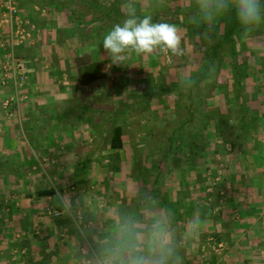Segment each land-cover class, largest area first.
Wrapping results in <instances>:
<instances>
[{"label": "crops", "instance_id": "obj_1", "mask_svg": "<svg viewBox=\"0 0 264 264\" xmlns=\"http://www.w3.org/2000/svg\"><path fill=\"white\" fill-rule=\"evenodd\" d=\"M15 1L29 35L11 49L9 29L0 26V64L11 50L24 63L26 98L18 106L9 105L6 112L1 100L11 84L0 81V264H124L128 256L125 239L130 242L136 231H144L147 240L157 221L171 233L182 264H198V253L203 258L210 251L213 264H264V87L224 89L218 104L222 123L208 119L206 132L201 134L192 114L199 105L189 101L186 108L172 101L174 95H163L166 103L173 102L168 109L174 112L175 125L189 122V129H178L175 142L186 141L179 152H166L167 146L160 152L143 149L144 142L139 140L148 136L130 135L129 139L121 126L123 146L106 147L114 159L111 191L126 188L133 193L144 183L138 174L151 170L152 159L159 160L152 182L146 185L147 195L126 216L120 212L123 204L118 199L113 200V209L99 215L98 142H107L105 131L111 123L105 116L113 121V115L125 110L128 116L133 103L127 92L123 98L112 93L114 102L123 99L119 107L98 101V82L102 84L105 78L83 84L78 65L104 61L98 29H111L118 23L112 19L120 15L111 9L118 6L125 14V0ZM152 4H166L175 13L193 7L185 17L200 9L198 0H170L169 4L135 0L136 12H150ZM260 6L263 9L264 0ZM2 11L0 6V17ZM155 55L132 58L159 60ZM223 93L229 96L224 99ZM186 109L191 111L188 119L182 117L183 111L189 113ZM151 117L143 116L142 124ZM218 124L221 138L217 137ZM169 133L165 140L173 141ZM166 157L172 159L170 163L160 160ZM90 173L94 178L88 181ZM47 205L61 214L48 215ZM193 219L200 222L194 233L189 231ZM122 221L131 223L130 232L122 230ZM105 222L110 224H101ZM108 230L111 243L104 247L98 241L108 237ZM216 237L220 238L217 242ZM216 244L221 245L217 250Z\"/></svg>", "mask_w": 264, "mask_h": 264}, {"label": "rangeland", "instance_id": "obj_2", "mask_svg": "<svg viewBox=\"0 0 264 264\" xmlns=\"http://www.w3.org/2000/svg\"><path fill=\"white\" fill-rule=\"evenodd\" d=\"M166 1L169 4L170 0H166ZM261 14H262V19L264 20V7L261 10ZM189 17L193 19L195 15L191 14ZM177 29L179 30V33L182 36L181 48L183 50V53L184 52L186 53L187 40L184 37L183 30L179 29L178 27ZM251 33H252L250 34L251 38L247 37L248 39L245 40L246 41L245 42L246 43L245 52L244 51L241 52L240 47H237V53L240 56H242L241 57L242 59H245L247 61V66L250 68H252V66L254 65H257V63L259 62H256V61L257 59H259L260 69H262L264 67V28H262L261 30L258 29L257 31H253ZM100 47H102L100 51L104 52L105 54L103 53V55L105 57H108L110 61H105L103 63L104 69L108 72L109 77L105 78L102 84H101V81L98 82V101H103L109 104H113V106L119 107L122 104L123 99H121V101L115 100L117 102H114L112 100V93L116 92L118 93L120 98H123L125 95L124 92H127V94H129L130 101H132L133 103V107L131 108V113L128 116L126 114L127 113L126 110L113 115V118H114L113 121L109 118L110 116H105V120L109 123L111 122L107 130L105 131V135L110 136L113 127L116 125H121L123 129L127 132V135L129 134L128 136L129 139L133 135L136 136V138L138 137L137 135H139L137 139H140L141 136H143V134L148 136V137L145 136L146 139L142 138L144 139L143 141L139 140V142H144L143 149H149L151 151L160 152L163 149L165 150L167 146L166 152L168 151L172 152L171 146L174 143H176L175 139L179 135L178 129L179 130L180 128L182 130L183 129L185 130L186 128L189 129V126H188L189 122H187L181 127L179 125H175L176 123H175L174 112L173 110H170L168 108L171 107L170 105L173 103L172 102L173 100H174V103L178 101V102H181L182 105H184L185 107H188L187 104L189 101H191V98L186 97V93L188 90L185 87L181 88L180 89L181 92H177V96L175 95V93H171L170 95L171 96L174 95V96L172 98V101H168L167 103L162 98L165 91L163 93L157 92L156 93L157 95L155 94L153 96L151 95L148 97L145 94H147L148 91L149 93H151L152 90L157 89L156 85H158L160 81L164 85H170V83H175V82L181 83V81H184L185 79H187L189 70L188 68H186V65L190 67H194V65L197 63L195 58L189 57V56L191 55L194 56L196 54H190L187 57H185L184 54L177 55L178 58H176L174 62H171L170 56L166 54L164 58L165 59L164 63L160 64V62L152 60V59L138 62L134 60L135 58H132V57H135V54L133 53V56H130L129 59L124 62V64L116 65L111 62V58L105 52V50L103 49V46H100ZM157 49L159 51V48ZM255 67H257L258 69V65ZM223 73H224V76L222 77L223 74L221 75L222 80L225 79L226 77L225 75L226 72L224 71ZM256 77L257 79L259 78V80L257 81L252 80L254 81V86L264 87V76H259L258 74ZM95 85H97V83H95L94 86ZM94 86H92V91H94L93 89L95 88ZM247 86L251 87L250 85H247ZM211 91L212 90L210 89V92L208 93V95L205 96L206 97L205 99L208 98L207 101L209 100V102L206 101L207 107L206 108L202 107V109H204V111L208 112L210 115L215 113L214 105H215V101H217L216 98L215 99L212 98L213 93ZM218 93H219L218 95H222V91ZM194 98H195V95H194ZM159 100H161L162 104L159 103L160 102ZM194 101L196 102V104H198L197 100H194ZM202 106H205V103H203ZM186 110H187L186 112H189V113H185L183 111L182 117L188 119L191 111L189 109H186ZM198 111H199V106L196 108V112L194 110V113L192 112V114H193V117L197 118V123L199 126V122L201 124L202 116H200V113ZM131 114L133 118H130ZM146 114L152 117L150 118V122H143L145 124H142V120H143L142 118ZM157 116L159 118H157ZM153 117H155L154 120L152 119ZM127 121H129L128 122L129 124L127 123ZM148 123H149V126H148ZM142 125H144L145 127ZM146 126L150 127V129H148ZM170 130L172 131L170 132ZM169 132L172 133L173 135L171 136L172 137L171 139H173L172 142L170 140H167V141L165 140V136ZM108 136H107V139L109 138ZM210 138L213 139V136H211ZM98 145L100 146L99 151H98V184L101 185V189L98 190V205L101 203V207L98 206V214L100 215L99 213L100 211L113 209V207L115 206L113 200L118 199L123 204L120 212L123 213L122 216L124 217L126 216V214L130 212L129 211V209H131L130 207H132L134 204L136 205V203H138L139 200L141 201L143 198H145V195H147L146 189L148 186L146 187V185L149 182L150 183L152 182L155 176L154 170L157 168L156 164L159 159L158 158L152 159L154 161H153V165L151 166V170H148L146 172L142 170L141 173L138 174V176L142 178V180H144L143 181L144 183L139 184L138 189L133 190V193L128 192L126 188L121 189L119 193L116 192L115 190H114L115 192H113L111 191L110 185L113 182V176L111 174L112 172L111 169H112V162L114 159L111 157L110 152H108V150L106 149V147L108 146V140L107 142L103 141V143L101 144H99L98 142ZM160 160L163 163L165 161L170 163L172 159H169L166 157L165 159L161 158ZM139 165L140 166L143 165V161L141 160V157L139 159ZM93 178H94L93 174L90 173L88 177L89 179L88 181H90V179H93ZM123 187H126V185L124 184ZM101 197H103L102 200H100ZM139 209H141V207ZM111 213H113L112 210H111ZM139 213L141 212H138V214ZM106 219H110V218H106ZM101 224L105 225V224H110V223L105 222ZM121 224L123 226L127 224L128 227L131 225V223H126L124 221H122ZM101 231L103 233L104 230H101ZM105 233H108L107 234L108 237H106L105 239H103V237H100V240L98 241L104 247H106V245L108 246V244L111 243V238L109 237V230L106 231ZM128 240H129L128 238L125 239V241H127L125 242L126 244L129 243ZM96 263H98L97 260H96Z\"/></svg>", "mask_w": 264, "mask_h": 264}, {"label": "trees", "instance_id": "obj_3", "mask_svg": "<svg viewBox=\"0 0 264 264\" xmlns=\"http://www.w3.org/2000/svg\"><path fill=\"white\" fill-rule=\"evenodd\" d=\"M191 9L194 8H186L187 12L184 11L182 13L180 11V13H175V11L169 12L170 10L166 4H162L159 7L152 4L149 8L150 12L146 11L141 13L140 11L137 12V16L143 18V16L145 15H151L152 21L154 23H169L177 25L179 29L183 30L184 37L187 40L186 53L184 52L183 54L185 57L189 56L190 54H196L189 57L195 58L197 63L194 65V67L186 65V68H188L189 70L188 77L184 81H181V83L175 82L170 83V85H164L160 81L158 85H156L157 89L152 90L151 93H149L148 91V93L145 95L153 96L157 92L163 93L165 91L164 96H168L172 92H181L180 89L183 87L187 88L188 91L186 93V97L191 98L192 102H195L194 100H197V103L199 105L198 112L200 113V116H202V118L200 124L201 126H198V130L199 134H201L203 132H206L208 119H215L217 123H222L219 118V116H222V112L219 108L220 106H218V104L221 103L222 95H218V92L223 91L226 88L237 89L240 87L243 88L247 85L254 86V81L259 80V78L257 79L256 76L258 74L259 76H264V67L260 69L259 59H257L256 61L259 62L257 63L258 69L257 67H255L257 65H254L252 66V68H250L247 66V61L245 59H242V56L237 53V47H240L241 52H245V40L251 38V32L257 31L258 29H262V27H264V20L262 19L261 23L257 26H254L249 32L245 31L241 24L238 22L235 10L231 6L223 10L222 12H219L218 14H214L211 20L206 19L204 13L200 9H198L196 13L193 11L195 13V17H193V19L191 17H185V14H187ZM111 10L114 11L113 14L116 13L120 15L119 17L112 20L117 21L118 23H122L123 21L121 22L120 19L127 18L125 14L121 13L120 9H118V6ZM166 10L169 12L168 14H166ZM164 15H167V17H164ZM111 29H98V38L100 39V42H103L105 34ZM155 53V57L159 58L160 61H157L160 62V64L164 63L166 54L170 56L171 62H174V60L178 58L177 55L172 54L170 51H161L160 49L158 51L157 49ZM105 61L110 60L108 57H106L104 61H98L95 63L81 62L78 65V69L80 72L78 78L80 82H83V84H87L95 80L96 78H98V80L106 78L108 72L104 69L103 66V63ZM222 71L226 72V77L223 80L221 79V75L223 74L222 77L224 76V73ZM210 89L212 90L211 92L213 93V98L217 99V101H215V104H217L215 106L216 111L212 115L202 109V107H207L206 105L209 100L207 101L208 98L205 99V96L208 95ZM223 96L225 99L226 96H229V93H223ZM246 96H248V94ZM159 101L161 102V100ZM202 102L205 103V106H202ZM220 128L221 125L218 124L216 126V129L219 130L220 133L217 134V137L221 138L222 134ZM170 135L173 136L172 133ZM203 142L205 144V141ZM185 143L186 141L179 140L178 143L176 142L171 146V151H181ZM108 146L113 149L121 148L123 146L121 125H116L112 129V133L108 138ZM203 146L204 145L201 146L202 149H204L205 147ZM48 192L50 193L52 191H41L39 192V194H45ZM154 196H157V194L154 193ZM214 240L217 242L220 240V238L216 237ZM212 255L213 254L210 251L207 252L202 258L198 253V264H213V261H211L213 258ZM195 258L197 261L196 256ZM184 264H192V261L190 263L189 261H185Z\"/></svg>", "mask_w": 264, "mask_h": 264}, {"label": "clouds", "instance_id": "obj_4", "mask_svg": "<svg viewBox=\"0 0 264 264\" xmlns=\"http://www.w3.org/2000/svg\"><path fill=\"white\" fill-rule=\"evenodd\" d=\"M198 4L208 20L231 6L245 31H250L262 20L260 0H198ZM122 8L127 18L115 24L103 39V49L113 64H124L132 53L137 56L153 54L157 48L183 55L182 36L175 25L154 23L151 15L138 17L135 0H125ZM199 223L198 219H193L189 231L197 232ZM122 230L131 231L127 224ZM145 244L148 256L145 255ZM126 247L128 256L124 264H182V258L176 255L172 246L171 233L160 221L148 232L147 240L144 231H136Z\"/></svg>", "mask_w": 264, "mask_h": 264}, {"label": "built area", "instance_id": "obj_5", "mask_svg": "<svg viewBox=\"0 0 264 264\" xmlns=\"http://www.w3.org/2000/svg\"><path fill=\"white\" fill-rule=\"evenodd\" d=\"M0 6L3 8L0 17V26L6 25L9 29L7 38L9 46L20 45L24 43L29 35L26 30V21L21 16L15 0H0ZM0 81L2 84L7 82L11 84L9 94L5 95L1 100L2 107L8 112L9 105L18 106V104L26 98L22 91L23 85L26 82L25 65L21 60H18L13 51L7 52L0 64ZM218 177H215V180ZM4 200H6L4 198ZM45 212L48 215L57 217L61 214V210L50 205L45 207ZM221 245H214L217 250Z\"/></svg>", "mask_w": 264, "mask_h": 264}]
</instances>
